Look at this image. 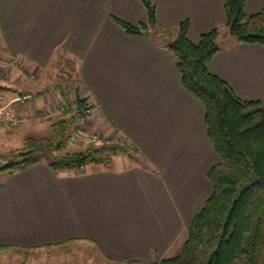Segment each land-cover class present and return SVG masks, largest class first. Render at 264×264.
<instances>
[{"label":"crops","instance_id":"crops-1","mask_svg":"<svg viewBox=\"0 0 264 264\" xmlns=\"http://www.w3.org/2000/svg\"><path fill=\"white\" fill-rule=\"evenodd\" d=\"M152 1L156 29L175 32L188 20L197 42L225 28L226 0ZM262 10L264 0H246L247 14ZM148 15L142 0H0V68L15 64L0 98L37 90L26 74L64 59L95 105L91 123L110 126L141 156L59 173L43 159L7 176L0 183V250L56 257L84 243L119 264H159L180 252L212 194L208 173L220 156L205 107L183 87L173 51L156 29L130 33L118 21L138 26ZM208 68L238 97L264 106L263 45L224 38ZM35 108L47 107L38 101Z\"/></svg>","mask_w":264,"mask_h":264},{"label":"trees","instance_id":"trees-1","mask_svg":"<svg viewBox=\"0 0 264 264\" xmlns=\"http://www.w3.org/2000/svg\"><path fill=\"white\" fill-rule=\"evenodd\" d=\"M142 1L149 13L147 23L134 26L118 20L130 33L156 29V4ZM245 4L246 0H226L225 37L223 28L217 27L192 41L188 20L175 32L156 29L161 43L175 54L183 87L203 103L207 133L220 156L208 173L212 194L194 217L180 252L159 264H264V106L258 100L238 97L208 68L224 38L264 46V10L249 15ZM79 88L75 106L67 107L66 116L50 119L49 134L28 136L21 149L0 155V173L11 176L41 162L43 155L49 156V166L59 173L83 171L91 163L112 166L119 156L139 153L140 149L118 132L102 145L67 150L76 114L95 106L89 104V96H80ZM67 95L64 93L63 100L68 106Z\"/></svg>","mask_w":264,"mask_h":264},{"label":"rangeland","instance_id":"rangeland-1","mask_svg":"<svg viewBox=\"0 0 264 264\" xmlns=\"http://www.w3.org/2000/svg\"><path fill=\"white\" fill-rule=\"evenodd\" d=\"M227 34L228 31L223 29V36H226ZM60 62V64H53L50 69L44 70L40 73H31L29 75L25 73L30 81L38 82L39 88L33 90V92L27 93H32L34 96L32 99H29L23 107H18V109L13 110L9 115H7V112H11V108H13L14 105L5 107L0 112V155L6 153L9 154L10 151H18L21 149L28 136H45L49 134V126L51 124L50 119H60L66 116L65 111H61V107L66 105L63 100L64 93H68L69 95H67L69 102L68 106H66H75L76 91L78 86L81 88V80L75 76L72 66L73 64L71 62L69 63L64 59ZM1 64L4 65L5 68H0V91L5 87H8L9 82L7 81L10 79L9 77L12 75L13 67L15 65L8 61L4 63L2 62ZM3 100L0 98L1 108L9 102V100ZM38 101H42L43 106L46 105L47 108L32 109V103L33 105H37ZM27 105L29 106L30 111L24 112ZM11 116L18 119V124H15L14 127L8 128L5 126V121H7L9 117L11 118ZM20 127H22L21 131L24 129L26 130H24L25 133L23 136L19 134L17 135V130ZM98 128L101 129L100 131L104 132L106 138L117 134L115 130H112L110 126L106 124L96 126L90 122L85 125L84 130H86V133L83 131V138H79L76 142H72L69 140L68 136L69 144L67 150L74 151L85 149L91 144L102 145L103 141L92 142L88 138L89 134ZM72 131L73 128L69 131L68 135H70ZM139 156L140 155H136L138 158ZM48 157L49 156L47 155L42 156L44 160H47ZM0 162L2 163L1 158ZM6 177L5 174L0 173V183L4 182ZM68 249L70 250L69 252L61 251L56 257L54 255L44 256V254L38 253L35 254H38L37 256H30L26 251L18 254L16 250L3 249L0 250V252H2V255H0V264H119L105 259V257H103L98 250L91 245L82 243L75 246L73 245Z\"/></svg>","mask_w":264,"mask_h":264},{"label":"built area","instance_id":"built-area-1","mask_svg":"<svg viewBox=\"0 0 264 264\" xmlns=\"http://www.w3.org/2000/svg\"><path fill=\"white\" fill-rule=\"evenodd\" d=\"M18 63V61H17ZM33 94L29 93V94H24V95H20L17 98L12 99L11 101H9L7 104L3 105L1 109L14 105L13 108H11V112L8 111L7 115L11 114L13 110L18 109V107H23L29 99L33 98ZM36 96V95H35ZM80 96L81 97H87V93L85 92H80ZM89 104H92V101L89 100L88 101ZM91 106V105H89ZM67 109L66 105H63L61 107V111H65ZM95 111V107H88L86 109H84L82 114H76V122L74 124V128L73 131L71 132V134L69 135V140L72 142H76L79 138H83L82 134H83V129L85 128L86 124H89L92 120V115L94 114ZM91 120V121H90ZM15 124H18V119L15 117L13 118L11 116V118L9 117V119L7 121H5V126L6 127H12ZM102 128V127H100ZM98 128L94 131H92L88 138L90 139V141L92 142H99V141H104L106 139V136H104V132L100 131L101 129Z\"/></svg>","mask_w":264,"mask_h":264}]
</instances>
